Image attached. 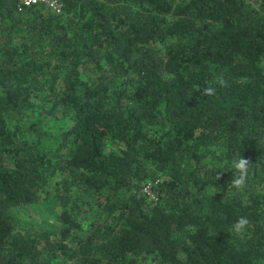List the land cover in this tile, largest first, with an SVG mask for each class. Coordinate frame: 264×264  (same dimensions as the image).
<instances>
[{"label": "trees", "instance_id": "16d2710c", "mask_svg": "<svg viewBox=\"0 0 264 264\" xmlns=\"http://www.w3.org/2000/svg\"><path fill=\"white\" fill-rule=\"evenodd\" d=\"M60 1L0 0V264H264V0Z\"/></svg>", "mask_w": 264, "mask_h": 264}, {"label": "clouds", "instance_id": "9594fccd", "mask_svg": "<svg viewBox=\"0 0 264 264\" xmlns=\"http://www.w3.org/2000/svg\"><path fill=\"white\" fill-rule=\"evenodd\" d=\"M216 86H207L200 89L201 94L205 96H215L217 94V86L220 88L228 87V82L221 74L215 80ZM231 168L233 169V176L228 186L236 189L237 191L243 189L248 178L253 170V164L242 155H235L230 161ZM250 228V220L246 215H240L236 218L234 223L230 226L229 232L234 233L237 237H243Z\"/></svg>", "mask_w": 264, "mask_h": 264}, {"label": "rangeland", "instance_id": "374dc122", "mask_svg": "<svg viewBox=\"0 0 264 264\" xmlns=\"http://www.w3.org/2000/svg\"><path fill=\"white\" fill-rule=\"evenodd\" d=\"M61 124V123H57ZM14 214H16L23 223H34V224H52L51 218L55 212L53 204L48 201H39L33 204H29L28 207L24 208H13Z\"/></svg>", "mask_w": 264, "mask_h": 264}, {"label": "built area", "instance_id": "2783aa9c", "mask_svg": "<svg viewBox=\"0 0 264 264\" xmlns=\"http://www.w3.org/2000/svg\"><path fill=\"white\" fill-rule=\"evenodd\" d=\"M18 9L21 10L25 6L32 4H44L46 8L54 11L55 13H61L63 11V4L60 0H17ZM152 182L147 181L143 185V191L148 194L150 197L154 198V193L151 189Z\"/></svg>", "mask_w": 264, "mask_h": 264}]
</instances>
